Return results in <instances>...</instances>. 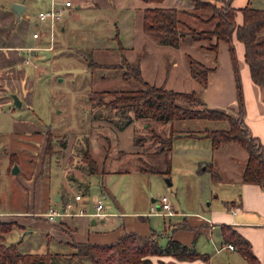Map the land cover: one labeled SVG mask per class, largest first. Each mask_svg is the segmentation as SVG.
Here are the masks:
<instances>
[{
	"label": "rangeland",
	"instance_id": "1",
	"mask_svg": "<svg viewBox=\"0 0 264 264\" xmlns=\"http://www.w3.org/2000/svg\"><path fill=\"white\" fill-rule=\"evenodd\" d=\"M24 1L26 8L19 19L12 9L14 2L0 0V220L19 223L6 234L5 241L11 243L23 240L19 244L21 251L45 252L49 249L54 253L57 250H74L67 244L47 242L50 239L48 228L54 225L49 224L43 214L52 204V208L62 209L57 201L58 196L65 201L80 194L81 203L86 202L90 209H94L99 199H112L104 186V161L110 152L118 148L133 149V134L134 139L143 137L142 155L124 157V152L119 151L123 157L115 159L111 166H126L131 171L124 175L111 174L108 183L117 191L120 190L121 196L129 185V189L137 192V198H143L142 195L148 192L151 194L150 202L153 197L167 194L176 207L180 200L186 201L190 208L194 207L197 199L193 197L199 193L197 186L194 193L185 186L187 199H181L182 193H176L181 178L178 174L181 173L171 174L177 181L171 187L169 175L165 172L139 174L141 172L134 170L137 164H141V168L144 164V167L165 171L169 160V144H162L154 138L153 133L168 139L173 131H169L165 123L150 117L136 120L134 125L119 129L110 121L118 117L117 111L95 106L90 100V95L96 91L142 87V83L132 76L134 70L130 69L127 74L129 76L125 75L130 68L127 61L133 67L139 66L142 61L148 63L144 64L145 74L151 71L155 73V78L170 75L171 79L175 70L172 68L178 63H185L183 59L172 60L169 50H160L157 39L143 30L144 8L154 4L144 0H97V4L94 2L96 0H72L73 6L65 8L63 19L56 23L53 31L50 29V21L36 23L39 12L50 8L51 0ZM56 1L58 6H63L65 2ZM213 2L222 4L217 0ZM252 2L255 3V0ZM191 4V0H165L161 5L181 9L183 30L189 27L197 30L213 27L211 23L214 25L215 21H208L212 10H188ZM116 22L119 29L116 28ZM64 25L66 28L62 29ZM34 31L40 32L38 38L33 37ZM144 31L147 33L146 39L142 37ZM262 39L264 30L258 34V40ZM215 41V38L213 41L189 39L175 46V51H183L186 46L184 43L209 45ZM28 46H35L36 50ZM151 53H157L155 61L162 58L164 65L160 72H155V65L153 69L150 60L146 59ZM185 57L190 63L189 55ZM91 60L100 67L91 66ZM149 66L152 68L150 71ZM185 81L183 88L197 89V94L205 100L207 84L202 78L193 77L192 82L187 78ZM13 93L19 95L22 106L15 104ZM104 97L109 100L114 96L107 94ZM181 123L183 128L191 131L205 124L213 128L229 126L226 120L186 119V124ZM187 143L208 146L211 141L206 137L188 138ZM87 148L96 159L95 165L84 158ZM15 164L20 169L17 173L12 171ZM93 170L95 173H91ZM133 181L136 183L131 184ZM202 184L204 187L205 183ZM132 191H127L124 197L131 196ZM138 200L145 203L143 199ZM209 200L201 199V211L209 207ZM35 209L39 216L24 214L27 210L33 214ZM12 210L23 213L6 214V211ZM175 219L177 217H150L153 225L161 232L168 229ZM64 227L67 231L63 230L59 236H71L74 231L67 225ZM52 233L57 238L59 232L54 230ZM202 239L210 243L206 234H203ZM167 240L168 236L163 235L160 243L166 244ZM67 259L58 256L52 264H83L82 261L70 262Z\"/></svg>",
	"mask_w": 264,
	"mask_h": 264
},
{
	"label": "crops",
	"instance_id": "2",
	"mask_svg": "<svg viewBox=\"0 0 264 264\" xmlns=\"http://www.w3.org/2000/svg\"><path fill=\"white\" fill-rule=\"evenodd\" d=\"M12 1L14 3H22L26 8L24 0ZM94 2L97 4V0ZM232 4L237 8L246 5L264 8V0H255V3L252 2V0H232ZM25 8L21 13L22 16ZM192 9H194L193 4H191L188 10ZM242 21L243 14L239 10L237 12V22L242 23ZM212 24L213 23H211V26H213ZM115 25L116 28L119 29V24L117 22ZM65 28L66 25L62 27V29ZM144 34L145 35H142V37L146 39L147 33L145 31ZM142 44L143 43H140V45ZM154 44L157 45L158 43ZM184 44H186V46L183 51H180V53L179 51H175L177 49L173 46L171 47V45L160 44V47H158L160 50H169L170 57L174 61H180L181 59L185 60V63H178L176 64L177 66L175 65L172 68L173 70H177V73H175L176 71L174 70L175 72L173 71L171 75L173 76V79H171L170 75H162L161 77L155 78V73H151L150 70H152V68L154 69V65L155 72H160L161 67L164 65L161 62L162 58H157V61L161 63L155 61L157 53L152 55L153 52L148 54L149 56H146V59L151 62L150 66H152V68L149 66L150 72L146 74L144 72V64L147 65L148 63L143 61L140 63L142 74L145 79L153 83L164 84L168 88L182 91L188 90V88H183V85L186 82L185 80L189 78V81L191 80L190 82H192L193 77H196V75L192 72L190 63L187 62L185 56L193 55L195 59L202 61L208 66H216V70L209 73L204 101L210 107L222 108L229 110L234 114H238L239 101L237 80L229 43L220 41L217 59L215 58V53L213 51L206 50L203 47L205 43ZM234 44L245 97V112L243 118L251 129L253 135L259 137L264 145V88L255 83L251 77L250 67L244 56V43L235 39ZM28 47H34V50H36L35 46ZM22 52L24 53V50ZM174 73L176 74V77L173 75ZM193 85L195 87L194 83ZM190 90H195V88H191ZM185 120L186 119L175 120L165 123L170 129L169 131H173L177 136L173 140L172 149L169 150V160L168 162L166 161L168 166L165 171L168 172H164L169 175V186L171 187L175 186V183L177 182L176 179L174 180L171 177V174L176 172L181 173L178 174L181 177L178 180L179 187H176V193H182L181 199H187V194L185 195V186H187L188 190H191L192 193L196 192L195 187H198L199 193L193 197V199H197L194 201V207L190 208L186 201L181 200L179 201V206L176 207L170 198L176 213L169 217H177V219H175L174 222L172 221L173 223H170L168 229L166 228L165 231L161 232L153 225L150 217L154 215L167 217L166 215L151 213V207L153 205L159 207V198L162 195L159 197H153L149 202L151 194L147 192L142 195L144 196L143 198H137V192L129 189V185H127L124 195L122 194L121 196L119 194L120 190L117 191L108 183L107 179L111 174L116 173L124 175L131 171L126 166L124 168H113L111 164L115 159L122 158L123 156L139 157L142 155L140 154L141 146L136 145L134 142L133 149L130 148L129 150H126L118 148L117 151L110 152L105 158V171L103 172V177L105 179L104 186L112 197V199H102V212L105 214H95L97 201L94 209H90L86 202L81 203L82 197L76 198V195L78 194L72 196L71 199H65V201L59 199L60 196H58L57 201L62 206L61 210L52 208V204L49 206V210L44 214L41 212V214H43L48 220V223L54 225L48 228L50 239H47V242L50 243L55 241L57 245L67 244L75 250V242L91 241L95 243H109L117 240L127 232L135 231L142 235H149L153 231H156L157 233H160L158 237L159 242L163 235H167L168 240L170 238L177 239L190 247H194L198 252L207 257L178 259L172 255H153L151 258L154 264H161V261H164L166 264H252L234 244V248H230L228 246L230 243L224 240L223 226L229 225L251 242L253 253L257 256L260 264H264V187L257 183L245 182L242 179L243 170L248 158L247 150L237 142H228L220 146H215L210 137L198 136L204 135L207 129L215 128L205 124L200 129L193 131L187 130L183 128L184 126L180 125L181 122L186 124ZM135 122L129 125H134ZM205 137L209 138L211 141L208 146H198L197 144L192 145L187 143L188 138L199 139ZM132 138L134 140V134L132 135ZM119 151L124 152V155H120ZM188 160L190 161L188 162ZM211 163H214V168L220 173L218 179H214L212 177V172L209 171V165H211ZM140 165L137 164L134 169L141 172L139 174H147L150 171L154 172L147 169L143 170ZM139 174L136 176L140 177ZM135 183L136 181H133L131 184ZM202 183H205L204 187H202ZM129 190L130 192L132 191V195L124 197ZM138 199H143L145 203L139 202ZM201 199H210L208 201L209 207L204 209L205 212L200 210ZM220 201H222L223 205L222 203H219ZM221 205L224 206V208H222ZM50 210L63 212V214L50 218L46 214ZM33 211H35L33 214L32 212H28V210L24 211V214L26 213L25 215L27 216H39L37 214L38 210L35 209ZM6 212V214L16 215L23 213L18 210ZM32 219L37 221L34 218ZM58 220H60V224H58ZM64 225H67L72 231H74L70 234L71 236L67 234L59 236L61 232H64L63 230L67 231L65 228L66 226L64 227ZM54 230L59 232L57 238H55V235L52 233ZM31 231L29 230V232ZM203 234H206L209 237L210 243L202 239ZM74 250L69 252H61L57 250L54 253L70 254ZM47 251L50 250L48 249Z\"/></svg>",
	"mask_w": 264,
	"mask_h": 264
},
{
	"label": "trees",
	"instance_id": "3",
	"mask_svg": "<svg viewBox=\"0 0 264 264\" xmlns=\"http://www.w3.org/2000/svg\"><path fill=\"white\" fill-rule=\"evenodd\" d=\"M154 5L146 6L143 11V29L152 34L160 44L180 46L186 40H208L215 42L203 45L204 48L215 53L218 58L219 43L225 41L230 45L233 67L237 80L238 89V114L229 110L210 107L198 94L196 90H176L168 88L164 84L153 83L142 74L140 65L133 67L127 61L128 71L134 70V76L142 83V87L136 89H118L96 91L90 95V100L95 106H103L117 111L118 117L110 119L115 126L123 129L136 120L150 117L162 123L184 119H207L226 120L227 128L207 129L204 135L212 139L215 146L228 142L241 144L248 152V158L243 170L242 179L245 182L257 183L264 187V145L260 138L253 135L251 129L243 118L245 112V97L243 92L241 74L239 70L234 40L238 39L245 45V60L249 64L251 77L255 83L264 88V39L258 40V34L264 30V8L246 5L237 8L232 0H217L222 4L210 0H191L195 9L207 8L212 10L208 21H215L213 27L197 30L189 27L182 29L183 20L180 16L181 9L177 7L161 5L165 0H144ZM243 14L242 23L237 22V12ZM14 11V10H13ZM15 12V11H14ZM16 13V12H15ZM20 19V18H19ZM190 57L192 72L196 77L202 78L208 83L210 72L216 70V66H208L202 61ZM91 66H98L92 60ZM116 67V66H115ZM130 72V71H129ZM113 95L107 100L105 95ZM117 118V119H116ZM195 134V133H192ZM154 138L162 144H169L168 151L172 149L175 133L165 139L157 133ZM143 137H135L136 145H142ZM84 158L92 165L96 164L87 148ZM144 165V164H143ZM94 167V166H92ZM143 170L164 172L149 166H142ZM212 177L218 179L220 173L214 168V163L209 165ZM168 172V171H165ZM91 173H95L94 170ZM16 221L0 220V264H52L53 259L58 256L67 257L70 262L82 261L83 264H154L153 255H172L178 259H195L207 256L198 252L181 241L170 238L166 244L158 240L160 233L153 231L149 235L138 232H127L115 241L109 243H95L91 241L75 242V250L70 254L47 252L21 251V241L7 243L6 234L18 226ZM223 235L226 242L232 243L248 258L252 264H260L257 256L253 253L251 242L236 229L229 225L223 226ZM71 264V263H69ZM161 264H166L161 261Z\"/></svg>",
	"mask_w": 264,
	"mask_h": 264
},
{
	"label": "built area",
	"instance_id": "4",
	"mask_svg": "<svg viewBox=\"0 0 264 264\" xmlns=\"http://www.w3.org/2000/svg\"><path fill=\"white\" fill-rule=\"evenodd\" d=\"M73 6L72 0H65L63 6H58L56 0L51 1L50 8L47 10H42L38 14V21L36 23H39V21H50L51 30H55L56 23L61 21L63 19V15L65 12V8L70 9ZM40 36L39 31H34L33 37L37 38ZM51 41H53V38H51ZM81 195H76V198H80ZM103 207V200L99 199L96 203V212L97 215H104L105 213L102 212ZM151 213L154 214H160V215H166V216H172L176 213L175 209L173 208V205L171 203V199L169 195L164 194L159 198V207H156L153 205L151 207ZM48 217L54 218L57 215L63 214V212H57L55 210H50L46 213ZM230 248H234V245L232 243L228 244Z\"/></svg>",
	"mask_w": 264,
	"mask_h": 264
},
{
	"label": "water",
	"instance_id": "5",
	"mask_svg": "<svg viewBox=\"0 0 264 264\" xmlns=\"http://www.w3.org/2000/svg\"><path fill=\"white\" fill-rule=\"evenodd\" d=\"M24 8H25V5L22 3H18V2L14 3V5L12 7V9L16 12V15L18 18H21V13L24 10ZM12 96L14 97L15 104L17 106H22V100L20 99L19 95L16 93H13ZM19 170H20L19 166L17 164H15L13 169H12L13 173H17V172H19Z\"/></svg>",
	"mask_w": 264,
	"mask_h": 264
}]
</instances>
